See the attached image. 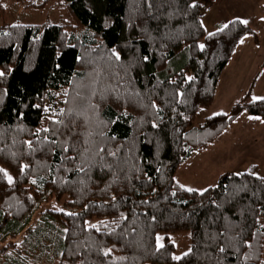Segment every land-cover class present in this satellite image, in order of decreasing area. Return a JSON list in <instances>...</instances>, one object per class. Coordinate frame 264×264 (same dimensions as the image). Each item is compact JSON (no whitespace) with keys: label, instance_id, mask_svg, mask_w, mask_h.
Listing matches in <instances>:
<instances>
[{"label":"trees","instance_id":"16d2710c","mask_svg":"<svg viewBox=\"0 0 264 264\" xmlns=\"http://www.w3.org/2000/svg\"><path fill=\"white\" fill-rule=\"evenodd\" d=\"M60 1L73 23L0 24V168L14 177L9 184L0 172V264H216L219 237H210L225 224L234 226L226 235L239 252L222 256V264L264 261V235H254L259 225L253 215L264 224V181L249 171L225 172L201 195L174 179L194 150L207 147L241 113L264 118V101H248L236 103L226 116L218 113L195 124L199 110L214 101L241 38L250 35L259 42L256 30L234 18L209 37L203 17L214 0H195L196 7L189 6L193 0H170L171 6L154 9L155 19L146 15L143 0ZM113 48L120 61L112 57ZM54 119L69 126L75 120L77 132L104 131L105 137L93 138L116 157L97 158L79 173L61 159L66 129ZM52 139L58 143H49ZM25 164L29 167L21 170ZM242 186L247 191L227 203ZM254 191L258 198L251 197ZM52 202L62 207L42 208ZM217 215L227 219L212 224L208 217ZM183 232L190 233L192 252L175 260L172 234ZM241 237L258 239V253ZM244 253L252 258L245 261Z\"/></svg>","mask_w":264,"mask_h":264},{"label":"rangeland","instance_id":"374dc122","mask_svg":"<svg viewBox=\"0 0 264 264\" xmlns=\"http://www.w3.org/2000/svg\"><path fill=\"white\" fill-rule=\"evenodd\" d=\"M0 24H59L73 23V17L60 0H0ZM201 7L202 1H197ZM233 18L247 20L255 26L259 42L248 35V42L239 48L225 67L216 90L215 99L208 107H202L195 121L201 124L214 113H228L236 103L253 101V96H264V0H214L205 11V32H213L217 24ZM247 37V36H246ZM247 39V38H246ZM245 41V40H244ZM249 43L250 45L246 44ZM234 55V54H233ZM253 115L241 113L213 142L197 149L186 158L175 172L177 183L195 189H203L217 183L225 172L253 170L264 176V118L250 119ZM61 208L57 202L42 208ZM184 235L178 238L179 235ZM162 239L164 235L159 233ZM176 243V256L190 249V233L172 234Z\"/></svg>","mask_w":264,"mask_h":264},{"label":"snow or ice","instance_id":"6c2138e0","mask_svg":"<svg viewBox=\"0 0 264 264\" xmlns=\"http://www.w3.org/2000/svg\"><path fill=\"white\" fill-rule=\"evenodd\" d=\"M143 3L146 5V15H148L149 17L155 19L157 17L153 16L152 13L154 11V9L156 11H159L161 8H163L165 5H169L171 6L170 0H143ZM190 7H196V2L195 0H193L192 4L189 5ZM243 24H247L248 21L247 20H242L240 21ZM233 23V21H229L228 23H225L222 28H218L217 31H223L224 29H227L229 27V24ZM202 24V22H201ZM209 37L214 36L215 33L214 32H209L208 33ZM244 40L243 38H241L240 43H243ZM199 48L201 50H203L205 48V45L203 43L199 44ZM111 55L112 57H114V59L116 61H120L122 59L120 52H118L115 48L111 49ZM143 61H148L149 60V56L144 55L142 57ZM119 75V74H117ZM4 76V72L0 71V77ZM187 81H193L195 79L194 76H187L186 77ZM180 97L184 96L183 92H178L177 93ZM93 96L96 95L95 92L92 93ZM106 97L103 93H101L100 95V99L104 100ZM116 99H119V96L116 97ZM253 101H264V96H253ZM37 107H40L39 105H37ZM93 108H98L99 105H92ZM151 107L156 109L157 112H159V106L155 104V101H152L151 103ZM77 115H80V113H77ZM124 115H127V111L125 109L124 111ZM214 115H218V113H214ZM224 115L226 116L227 113H224ZM250 119H255V120H261L262 118L260 116H252L250 117ZM55 124H59L62 125L65 129L66 132L64 133V135L66 136V139L61 142V159L64 160L65 162H70L74 164L75 170L78 171L79 173H85L86 170H90L94 164L97 163V158L100 161L104 160V156H110V157H116V152L111 151L110 149H108L104 143V141H100V142H96L95 139L93 138L94 135L95 136H100V137H105L106 133L104 131H98L97 133L93 134L92 132L88 131L87 127L84 128L83 131L81 132H77L76 131V124H75V120L72 121L71 126H69L68 124H65L64 121L61 120H56L54 119L53 121ZM115 121H113L114 123ZM152 126L153 127H158V124L155 122V120L152 121ZM42 131L44 132H49L51 131L50 129H42ZM60 133L57 132V136H59ZM73 136H87L90 139L87 140H77V141H73L72 137ZM44 139L46 141L49 140V137L45 136ZM108 139H114V137H108ZM28 144V146L31 148L32 147V141H27L26 142ZM49 143H51L52 145H56L58 143L57 139H52L49 141ZM79 144L81 145V147H77L76 145ZM72 151L73 153H75V155H67V153H69V151ZM52 151L54 152L55 149L53 148ZM29 167V165L25 164L22 166L21 170L27 169ZM102 167H111L110 164H103ZM66 171H72L73 169H68L65 168ZM249 174L256 177L258 180L260 181H264V176H260V174L258 172H254L251 170H248ZM0 172H3L4 175L7 178V182L9 184H13L14 183V177L9 174L7 172L6 169L0 168ZM235 175L237 176H243L244 173L243 172H237L235 173ZM148 179L150 180L151 177H148ZM32 183H36L35 180L32 181ZM177 184H179V187L182 189H186V191L188 192H197L201 195H203L205 192L208 191V188H203V189H195L192 187H187L183 184H180L179 181H177ZM224 191L227 192L228 191V187L224 186ZM247 191V186H242V187H237L234 189V195L231 199L227 200V203H232L233 200H235L237 197L240 196L241 192H245ZM173 195H175V192H173ZM251 197H257L258 198V192H251ZM113 199H115V197H113ZM142 203H146V202H142ZM186 203V201H185ZM210 203L212 205L216 206V209L219 210L221 209L222 205L217 203V201L215 199H211L210 198ZM60 211H64L63 209H60ZM238 213L240 216L244 215V210L243 209H237ZM68 215H76L75 213H68ZM254 215V225H259L258 228L255 229V236H260V235H264V233L260 232V229H264V224H260V218L259 215L253 213ZM227 219L226 217H223L221 215H217L215 216V218H213V216H209L208 220L212 223V224H216V222L218 220L221 219ZM153 219H155V217H153ZM91 226V225H90ZM94 227V226H92ZM234 226L229 225V224H225L222 226V229L216 233L215 237H210V239H216V237H219V241L216 244V252H217V257H216V264H222V260L221 257L228 255L230 253H236L239 252V247L233 243V238L228 237L226 234L228 233V231L233 228ZM64 231H68L67 229H65ZM244 229L241 228L240 232L237 233V235H241L243 233ZM162 239V237H157V241L159 243V241ZM242 244L246 245L249 249H255V252L258 253L259 248L261 247L259 240L256 239L255 243L253 241L247 240V239H243L241 237V241ZM161 247H163V245H160ZM111 249H108L104 252V255H108L110 253ZM192 252V249H188L187 252L183 253L181 256H173V259L175 260H180L182 259V257L189 255V253ZM250 258H252V254L250 253H244L243 254V259L245 261L249 260ZM256 258L258 259V255L256 256ZM260 264H264V261H260Z\"/></svg>","mask_w":264,"mask_h":264},{"label":"crops","instance_id":"0c3cea01","mask_svg":"<svg viewBox=\"0 0 264 264\" xmlns=\"http://www.w3.org/2000/svg\"><path fill=\"white\" fill-rule=\"evenodd\" d=\"M233 19H234V18H233ZM239 19H240V18H239ZM230 20H232V18H231ZM230 20H228L227 22H229ZM227 22L219 23V24H217V27H219L220 25L225 24V23H227ZM247 24H249L251 27L255 28V26H254L253 24H251V23H249V22H248ZM246 38H247V39H246ZM248 38H249L248 36L245 37V38H243V40H245V41H244L243 43H239V45H238V47H237V49H236V51H235L233 57H234V56L236 55V53L238 52L239 48H241L245 42H248V40H250V39H248ZM246 44L250 45L249 43H246ZM233 57H232V59H233ZM232 59H231V60H232ZM230 62H231V61H230ZM230 62H229V63H230Z\"/></svg>","mask_w":264,"mask_h":264}]
</instances>
